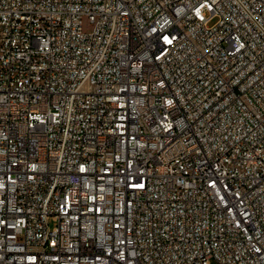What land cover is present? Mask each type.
<instances>
[{"label": "built area", "instance_id": "1", "mask_svg": "<svg viewBox=\"0 0 264 264\" xmlns=\"http://www.w3.org/2000/svg\"><path fill=\"white\" fill-rule=\"evenodd\" d=\"M0 264H264V0H0Z\"/></svg>", "mask_w": 264, "mask_h": 264}]
</instances>
